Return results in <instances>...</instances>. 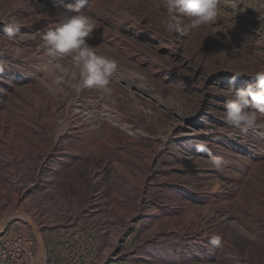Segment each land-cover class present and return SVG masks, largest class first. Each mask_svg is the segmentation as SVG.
I'll use <instances>...</instances> for the list:
<instances>
[{
    "label": "rangeland",
    "instance_id": "obj_1",
    "mask_svg": "<svg viewBox=\"0 0 264 264\" xmlns=\"http://www.w3.org/2000/svg\"><path fill=\"white\" fill-rule=\"evenodd\" d=\"M64 2L83 4L97 24L88 43L117 72L108 92L76 93L72 59L48 55L42 40L71 14L53 6L58 0H0V126L10 125L2 138L21 151L25 119L54 120L62 135L72 130L69 105L90 106L83 132L64 139L70 153H59L50 127L29 139L36 163L0 148V215L29 189L23 207L44 226L45 264H264V151L253 149L255 132L222 119L232 73H243L240 89L264 71V0H218L215 23L183 35L166 30L162 0ZM13 22L21 39L3 35ZM57 63L69 75L52 94ZM199 142L210 152H198ZM25 224L1 232L0 264H35ZM185 236L197 252L184 251ZM170 248L183 255L168 258Z\"/></svg>",
    "mask_w": 264,
    "mask_h": 264
},
{
    "label": "clouds",
    "instance_id": "obj_2",
    "mask_svg": "<svg viewBox=\"0 0 264 264\" xmlns=\"http://www.w3.org/2000/svg\"><path fill=\"white\" fill-rule=\"evenodd\" d=\"M54 7L63 9L69 13L66 22L55 28H50L42 35L46 53L53 57H70L75 71L71 72L75 83L71 87L76 93L85 89H95L99 92H108L112 77L117 72L116 63L108 58L96 54L88 41L92 38L96 22L89 16L81 13L83 4L65 3L58 0ZM162 7L166 12V30L169 33L186 34L188 28L197 29L201 26L213 25L218 17V0H162ZM181 18H187L189 25H182ZM21 25L13 22L4 28V36L8 40H18ZM209 36H215L212 30ZM58 75L47 85L49 92L55 94L58 86L66 82L69 69L59 63L55 65ZM243 75L240 71L232 73L229 84L230 89L226 93L228 97L224 103V115L222 119L228 127L239 129L242 133L249 131L264 137V71H257L252 79L254 84H248L244 88H235V82ZM217 131L235 138L226 129H209V135ZM198 152H210L208 142H199L195 145ZM210 163L214 169L220 171L224 162L219 157L210 156ZM214 247H219L221 240L217 236L209 239Z\"/></svg>",
    "mask_w": 264,
    "mask_h": 264
},
{
    "label": "bare ground",
    "instance_id": "obj_3",
    "mask_svg": "<svg viewBox=\"0 0 264 264\" xmlns=\"http://www.w3.org/2000/svg\"><path fill=\"white\" fill-rule=\"evenodd\" d=\"M88 107H90V106L86 105L83 101H80V100H75L74 102H72L69 105V107H68L69 116L67 118V124L72 126V130L69 132L64 131L62 133V135H58L56 133L54 134L55 131H52L51 127L54 124V120H51L50 123L48 124L49 126H47V124H45L46 122H39L38 123L32 119H25L21 123L23 126L22 125L19 126L20 132H22L27 139V140L24 139L25 141L23 143L22 148L20 149L21 151H19L17 149L16 144L12 143L11 141L10 142L5 141L1 135H0V148L6 149V150L12 149L15 152V154H14L15 156H19L20 154L23 153V155L25 157L26 156L31 157L32 161L36 163V152L34 153L33 151H31V148H34L35 146L33 145L32 142H30L29 139L32 136H36L40 132H42L44 127H48V128L50 127V129H51L50 133L52 136L51 140H54V144L58 143L59 146L57 148H58V150H60L59 153H61V154L70 153L73 150V146L71 145L69 140H64V139H66V137L71 138L74 135L81 134L83 132V127L80 126L81 124L79 122L82 119V117H85L89 114L90 109ZM35 117L38 118L37 116H35ZM9 126L10 125H8V124H3L0 127H2V129L4 131H6L7 127H9ZM256 137L257 138H254V137L250 138L251 144L254 146V148H253L254 150L259 149L262 152V151H264V142L262 141L261 138H258L257 135H256ZM51 144H53V141H51ZM12 145H13V147H12ZM255 147H256V149H255ZM29 195H30L29 189L18 190V192L16 194L15 203L12 204L11 206H8L7 208H5L6 209L5 212H3L0 215V234L2 231H4L5 229H7L10 226L26 225L25 222H27L29 224V226L32 227L35 239L37 241V245H36L37 246L36 247L37 252H36V257H35V264H45L47 252H46V242L44 239V230H43L44 226L39 224V222H37V219L35 218V216L28 213L27 209L23 207V205L25 203H27L26 201H28V199L26 201H24V199L26 197H28ZM18 204H19V206H18ZM189 217H191L190 214H187L185 216L186 219H188ZM172 227H173V225H172ZM196 231L197 232L195 235L200 234V230L198 231V229H197ZM194 237H196V236H194ZM182 238L184 241V243H182V244H183V249L185 252H188V253H190L191 251L197 252V248L195 246L196 245L195 243H193L191 241L187 242L188 241L187 236L182 237ZM197 239H199V238H197ZM0 240H1V238H0ZM202 243H203V239L200 240V244H201L200 247H202V245H204ZM173 251H174V249H171L172 253L168 257L172 260L178 259L180 257V255H183L179 252L176 253ZM159 253H160V251H159ZM25 259H27V258H25ZM29 260H30V258L26 261L28 262Z\"/></svg>",
    "mask_w": 264,
    "mask_h": 264
}]
</instances>
